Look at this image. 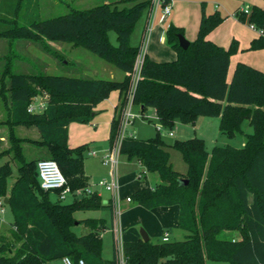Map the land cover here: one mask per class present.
Wrapping results in <instances>:
<instances>
[{"label": "trees", "instance_id": "obj_1", "mask_svg": "<svg viewBox=\"0 0 264 264\" xmlns=\"http://www.w3.org/2000/svg\"><path fill=\"white\" fill-rule=\"evenodd\" d=\"M33 4L35 0H0V38L13 35L83 45L122 70L124 76L108 79L17 72L10 69L9 57L0 56V79L6 76L7 81L3 119L7 124V146L0 150V157L7 158L0 163V196L7 199L12 215L7 232L0 231V264H45L46 260L63 256L74 264L77 259L85 264H117L113 242L112 256H101L105 218L73 216L75 210L109 208L111 217L113 212L111 203H103L96 191L84 192L88 185L82 165L86 145L67 146L66 125L69 121L88 122L91 107L117 89L120 102L110 124L112 142L139 49L129 36L151 0H101L88 7H68L62 14L17 22L20 8ZM233 13L248 25L264 28L262 6L254 4L248 13L239 8ZM223 18L218 11L202 13L197 36L185 49L178 43L181 28L169 24L166 42L176 57L155 61L145 54L132 101L143 106L141 113L147 107L153 108L160 123L169 126L176 119L194 123L200 115L216 116L223 134L244 133L243 145H214L209 151L199 136L168 145L158 132L147 139L132 135L122 140L120 153L142 164L140 175L154 171L160 178L155 186L137 188L123 199L148 209L178 205L177 224L184 231L181 239L123 240L126 264H206L207 259L264 264V70L240 61L228 76L236 41L222 47L207 36ZM112 29L115 43L107 38V31ZM258 47L264 48L263 34L248 46ZM41 89L48 100L41 110L28 112V103ZM244 120L252 128L250 132L241 128ZM20 124L33 125L38 137L15 136L11 126ZM2 138L0 135V144ZM23 141L47 151L68 188L80 189L78 195L68 203L57 198L52 202L48 198L51 190L41 189L37 180L35 162L39 157L26 158ZM169 146L180 151L186 172L179 173L173 167ZM9 162L15 163L16 175L8 188ZM180 177L188 182L179 184ZM56 191L53 189L54 194ZM74 224L86 231L76 234L71 229Z\"/></svg>", "mask_w": 264, "mask_h": 264}, {"label": "rangeland", "instance_id": "obj_2", "mask_svg": "<svg viewBox=\"0 0 264 264\" xmlns=\"http://www.w3.org/2000/svg\"><path fill=\"white\" fill-rule=\"evenodd\" d=\"M101 2V0H35L36 4H33L31 7L22 6L17 15L16 21L19 23H24L32 17L37 18H46L48 16L62 14L68 10V7L79 8V7H88L90 5H95L96 3ZM247 6V5H245ZM221 13L225 14V9L220 8ZM230 13L233 11H229ZM146 10L143 11L141 16L136 20L131 33H130V42L133 45L139 46L141 42H144L146 23L150 22L144 20ZM229 16V15H228ZM242 24V22H241ZM248 27L247 23H244V26ZM107 38L112 43H115L116 38L114 30L107 31ZM167 44V43H166ZM168 45V44H167ZM169 46V45H168ZM54 51L52 54L51 51ZM4 53V54H3ZM0 56L8 58L10 62V69L12 71H25V72H34L41 71L47 75H73V76H90V77H103L108 79L120 78L123 75V71L118 69L115 65L107 62L100 56L92 54L88 51L83 45L80 46H71L67 42H56L52 40H46L44 38L37 39H23L15 38L11 36H1L0 38ZM7 59V58H6ZM7 81L6 76L3 79H0V135L4 137L0 144V150L4 149L7 146V140L4 136L7 130V124L3 123L5 116V102L7 98ZM129 90V88H128ZM128 90L125 92L124 98ZM48 100V94L44 90H39L35 94L30 102L32 104L45 105V102ZM132 110L135 113H139V116L134 119V121L127 126L126 131L133 132L134 136L140 139H147V137L154 136L157 132L159 133L161 139L168 145H172L175 140L199 136L203 139L204 145L207 150H211L214 145H227L232 144L234 146H240L244 134L241 132L234 133L233 135H225L220 129H218V119L216 116H198L194 123L191 122H182L180 119L173 121L172 125L161 124L158 118L155 116L154 111L151 107L141 113L137 106L133 104ZM143 114V115H142ZM247 121L244 120L241 124V128H246ZM86 123V122H83ZM88 126V125H87ZM91 128V127H90ZM12 133L15 136L26 137L29 139H36L38 137L37 131L33 125H18L11 126ZM169 131L173 132V135L169 134ZM115 138V137H114ZM113 138V139H114ZM113 141V140H112ZM112 143V142H111ZM23 151H25V157H39L38 159H51L49 158V153L41 147H33L28 142H21ZM108 148L107 140L101 139L100 141L89 142L87 149L94 151L92 154L94 156H86L82 161L83 173L88 176V186L92 189H95L100 196L103 198L109 199L111 204H113V210L117 203L113 192L106 191L103 187L97 185L98 180L101 178H110L111 175V166L104 164L101 160L102 152L106 151ZM170 152V161L173 163L174 168L179 173L186 172V163L181 157L180 151L174 147L169 146ZM7 156L0 157V163L4 161ZM52 160V159H51ZM54 160V159H53ZM11 167V174L7 177L6 183L9 186L16 175V167L14 162H9ZM139 165L136 161L128 163L126 157L119 153L116 167L117 180L122 181V178H131L136 179L137 181H144L139 174ZM146 179L152 184L154 182L155 173L149 172L146 174ZM94 191V190H92ZM119 196L121 195V189L119 190ZM48 198L52 202L56 200L55 194L53 191H48ZM72 199L70 194H66L61 202L68 203ZM123 199L121 198L119 212L116 214V221L122 216L120 223L116 224L115 228L111 227V216L110 210L108 208L102 210H75L73 216L78 218L102 216L105 218L107 227L102 233V258H110L112 256V233L114 230V235L119 239H123L128 234L140 231V228L144 226L131 225L129 222L124 220L123 213ZM12 221V215L10 210L5 205L4 210L0 213V231L7 232L6 228ZM71 229L76 234H80L86 231L85 228L80 224H74L71 226ZM172 232L170 238L172 239H181L184 231L181 230L179 226H172ZM160 239V236H152V240ZM45 264H63L60 258L46 260ZM206 264H231L228 261L224 260H206Z\"/></svg>", "mask_w": 264, "mask_h": 264}, {"label": "crops", "instance_id": "obj_3", "mask_svg": "<svg viewBox=\"0 0 264 264\" xmlns=\"http://www.w3.org/2000/svg\"><path fill=\"white\" fill-rule=\"evenodd\" d=\"M254 4L264 7L263 0H170L171 10L169 14L166 16L165 19L159 18L160 10H158L154 14L152 20L153 24L151 26V29L149 31H146L145 29L144 34L146 39L144 40V42H141V44H139L138 47L139 48L142 47V49H144V53L155 61L172 60L176 57V52H174V50L170 46H168L167 45L168 43L166 42L165 30L168 27V25L172 24L174 26L175 25L179 26L182 30V34L189 41H192L197 36L196 33L201 20L200 17L202 13L207 14V13H212L214 11H218L222 17L224 16L223 21L219 23L216 27H214L212 30H210L207 33V36L213 42H215L216 44L222 47L223 46L227 47L232 40L236 41L237 43L236 52L232 53L229 59L228 76L231 74L235 66V63L240 61H243L255 68L257 67L261 70H264V48L261 47L255 49L248 48L250 42L256 37H258L259 34L256 32L255 29L251 28L249 25L248 27L246 26V24L244 26L245 22L236 18L232 12L231 13L229 12V11L234 12L238 8L239 9L244 7L249 8ZM219 7L220 8L223 7V9H225L224 10L226 11L225 14L221 13ZM150 12H151V5L149 6V8L146 9V14L144 16L145 21H148V19L150 18ZM148 23L149 22H147L146 24L148 25ZM123 76L124 73L122 77ZM98 77H92V78H98ZM119 98H120L119 91L117 89H114L109 93V95L106 98L99 100L98 103H96L94 106L91 107L90 110L91 119L88 122L79 123L76 121H69L66 125L67 146L73 147L84 143L86 145L85 148L86 150L84 151V157L85 155L94 156L88 153L87 146L89 142L96 143L101 139H105L107 140L109 147L111 144L109 141L110 124L115 116L116 107L120 102ZM136 106L140 111L141 107L139 105ZM246 123L247 126L246 128H244V131L250 132L252 128H250L248 121ZM171 135H173V132ZM244 139L245 136L243 137L240 146L243 145ZM126 159L128 163L132 162V160L136 161V163L139 165L140 168L139 173L142 170H144V167L142 166L141 163H139L137 159L135 158L128 159L127 157ZM149 172H154V171H149ZM149 172L145 171L142 175H140L141 178L144 179V181H137L136 179L123 177L122 181L119 182V188H118V193L119 190L121 189L122 199L124 196H127L129 193L133 192V190L137 188H141L145 186L152 187L160 182V178L158 177V174L154 172L155 173V177L153 178L154 182L150 184L148 182V179H146L147 177L146 174H149ZM86 177L88 181V176L86 175ZM11 184L7 187L9 188ZM99 187L102 188L103 186H99ZM88 188L91 191L92 190L96 191L95 189H92L90 186H88ZM105 190L108 191L107 189ZM97 194L100 196L98 192ZM100 198L103 201V203L111 202L109 199L103 198V196H100ZM123 201L124 202H123L122 214L124 215V220L129 222L131 225L140 224L144 226L150 239L152 236H157V237L160 236L161 238L162 232L164 230L168 231V235L170 237V234L172 232L171 227L173 225L179 226L177 224L179 209H178V205L176 204L158 205V206L150 207L148 209L138 203L131 204L126 199H123ZM102 209H97V210H102ZM120 212H122V210H120ZM94 217H102V216H94ZM78 219H82V218H78ZM121 219L122 216L118 218V221H116L117 220L116 217H111V227L116 229L115 225L120 223ZM237 234L238 233H236V235ZM113 237H114V230L112 233L111 243L113 242ZM137 237H140L139 233L134 232L124 237L122 241L135 240V238ZM112 253H113V243H112Z\"/></svg>", "mask_w": 264, "mask_h": 264}, {"label": "built area", "instance_id": "obj_4", "mask_svg": "<svg viewBox=\"0 0 264 264\" xmlns=\"http://www.w3.org/2000/svg\"><path fill=\"white\" fill-rule=\"evenodd\" d=\"M151 12H150V18H149V23L146 27V31H149L151 29V26L153 24V17L154 14L160 10V19H165L166 16L169 14L171 10V5H170V0H151ZM240 11H243L244 13L249 12L248 7L240 8ZM234 15V13H233ZM235 16V15H234ZM249 26L253 29L256 30L258 34H263L264 35V28H257L255 25L249 24ZM138 55L136 58V61L133 66V73H132V78H131V86L126 94V97L124 98V102L122 103L119 112H118V128L116 132V136L113 139L112 143L110 146L107 148L106 151L102 152L101 155V160L104 164H108L111 166V175L110 178H101L98 180L97 185L103 186L105 189L108 191L113 192L115 196V200L117 203V207L115 205L114 210H113V204L112 205V212H113V217H116V214L120 212L119 210V205L121 198L118 194V188H119V180H117V175H116V167H117V160H118V155L120 153V145L122 140L127 137V136H132L134 135L133 132H128L126 131L127 126H129L133 120L139 116V113H135L132 110L133 106V101H132V95H133V90H134V84L136 79L139 77V72H140V66L142 64L143 58H144V49L140 47L138 49ZM44 107V105H39L38 104H32V102H29L27 105L26 110L28 112H35L38 110H41ZM155 114V111H154ZM143 115V114H142ZM157 117V115L155 114ZM158 118V117H157ZM169 134H172V131H169ZM89 154H94V151L88 150ZM35 167H36V174H37V180L39 182V186L43 190H51L57 189L55 192V198L61 200L64 198L66 194H70L71 196H76L80 192V189H75L71 190L68 188L66 185L65 179L59 170V167L56 165V162L52 159H37L35 162ZM140 174V173H139ZM89 192L91 191L88 188V185L85 186L84 192ZM3 197L0 196V213L3 212L4 206L6 205L3 202ZM168 231L164 230L161 235V240L166 241L168 239ZM113 243H114V255L116 259L117 264H126V259L123 254V243L122 240L119 239L117 236L114 235L113 237ZM63 264H74L72 260H69L68 257L63 256L60 258ZM76 264H85L83 260L77 259Z\"/></svg>", "mask_w": 264, "mask_h": 264}, {"label": "water", "instance_id": "obj_5", "mask_svg": "<svg viewBox=\"0 0 264 264\" xmlns=\"http://www.w3.org/2000/svg\"><path fill=\"white\" fill-rule=\"evenodd\" d=\"M177 36H178L179 46L183 49L187 48L189 45V40L182 33H178ZM142 107L143 106L141 105V109H142ZM187 182H188L187 178L180 177L179 184L180 183L186 184ZM2 199H3V202L6 204L7 199L5 197H3ZM139 235H140V238L144 241H147L149 239L148 233L146 232V230L144 228H140Z\"/></svg>", "mask_w": 264, "mask_h": 264}]
</instances>
